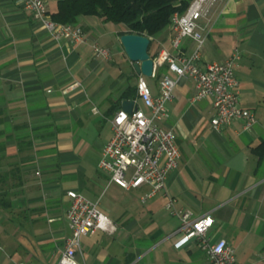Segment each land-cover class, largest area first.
Masks as SVG:
<instances>
[{"label":"crops","instance_id":"0c3cea01","mask_svg":"<svg viewBox=\"0 0 264 264\" xmlns=\"http://www.w3.org/2000/svg\"><path fill=\"white\" fill-rule=\"evenodd\" d=\"M58 1L44 0L50 16ZM198 24L200 66L240 52L239 101L257 122L216 131L211 99L191 101V78L157 67L153 95L162 74L177 80L161 126L175 133L180 159L164 189L143 202L149 186L123 189L98 167L122 102L144 108L119 40L125 26L82 16L86 41L70 43L16 0H0V264H57L70 233L68 191L97 202L115 227L81 236L77 264H209L198 238L175 245L183 236L175 211L186 209L213 219L207 241L224 238L237 264H264V161L252 153L264 140V0H216ZM171 36L167 25L149 37L152 58L193 51L190 39L174 49ZM94 43L109 57L94 55Z\"/></svg>","mask_w":264,"mask_h":264},{"label":"built area","instance_id":"2783aa9c","mask_svg":"<svg viewBox=\"0 0 264 264\" xmlns=\"http://www.w3.org/2000/svg\"><path fill=\"white\" fill-rule=\"evenodd\" d=\"M216 0H191L182 13H174L171 17V44L179 49L184 39L195 43L189 54L171 55L161 51L153 57V75L157 67L167 64L168 69L176 77H189L193 81L191 101L197 102L205 98L212 101L213 115L210 125L216 131L241 120L243 129L247 130L257 122L254 113L242 107L239 101L238 80L235 68L241 59L240 52L235 49L223 61L199 65L200 49L204 36L198 20L206 15L208 7ZM24 9L31 11L34 19L55 39L64 38L70 43L86 41L85 33L77 24H64L52 20L44 0H16ZM94 55L109 57L107 48L94 43ZM177 80L168 74H162L158 80V93L153 95L144 76L139 75L136 81V92L144 108L132 109L130 113L122 108L117 109L111 119L112 136L102 148L98 167L109 176V182L129 190L142 185L149 186L143 194L144 202L165 187L167 174L179 163L180 151L176 143L175 133L161 126L168 116L167 104L173 98V90ZM70 200L65 212L69 235L57 264H77L75 255L81 236L93 234L97 230L112 232L114 225L102 213L97 202H94L77 191H68ZM171 200L166 208H171ZM180 219V230L183 236L175 244L180 246L190 238L196 237L206 250L209 264H237L234 250L224 238L210 243L206 232L212 225L209 215L193 217L186 210L175 211Z\"/></svg>","mask_w":264,"mask_h":264},{"label":"trees","instance_id":"16d2710c","mask_svg":"<svg viewBox=\"0 0 264 264\" xmlns=\"http://www.w3.org/2000/svg\"><path fill=\"white\" fill-rule=\"evenodd\" d=\"M190 2L191 0H59L51 18L59 23L77 24L82 16H95L104 22L124 25L125 32L121 35L130 33L152 37L170 24L174 13L182 14ZM252 153L257 156L258 164L264 161V140L252 148Z\"/></svg>","mask_w":264,"mask_h":264},{"label":"water","instance_id":"95a60500","mask_svg":"<svg viewBox=\"0 0 264 264\" xmlns=\"http://www.w3.org/2000/svg\"><path fill=\"white\" fill-rule=\"evenodd\" d=\"M119 40L135 72L144 77H152L153 59L148 52L150 38L144 35L126 33L120 35ZM121 108L130 113L133 109L132 101L124 100Z\"/></svg>","mask_w":264,"mask_h":264},{"label":"rangeland","instance_id":"374dc122","mask_svg":"<svg viewBox=\"0 0 264 264\" xmlns=\"http://www.w3.org/2000/svg\"><path fill=\"white\" fill-rule=\"evenodd\" d=\"M105 44H107L108 47L111 48V43L105 41ZM156 79L157 78H154V77H145V80L147 81V83L149 84L150 87H152L154 85V83L156 82Z\"/></svg>","mask_w":264,"mask_h":264}]
</instances>
